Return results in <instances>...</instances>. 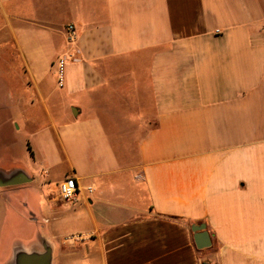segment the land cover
<instances>
[{
  "label": "crops",
  "instance_id": "crops-1",
  "mask_svg": "<svg viewBox=\"0 0 264 264\" xmlns=\"http://www.w3.org/2000/svg\"><path fill=\"white\" fill-rule=\"evenodd\" d=\"M46 247L264 264V0H0V264Z\"/></svg>",
  "mask_w": 264,
  "mask_h": 264
},
{
  "label": "built area",
  "instance_id": "built-area-1",
  "mask_svg": "<svg viewBox=\"0 0 264 264\" xmlns=\"http://www.w3.org/2000/svg\"><path fill=\"white\" fill-rule=\"evenodd\" d=\"M76 31L73 26H70L68 29V42L70 44L75 43L76 41ZM67 64V59L62 57L58 58L56 67H57V80L58 85L63 86L64 78H65V68ZM89 193H92L93 190L91 188L88 189ZM79 192V187L77 181L74 177H70L65 179L63 182L59 184V197L65 203H72L76 201L77 195ZM79 236H73V239H77Z\"/></svg>",
  "mask_w": 264,
  "mask_h": 264
},
{
  "label": "water",
  "instance_id": "water-1",
  "mask_svg": "<svg viewBox=\"0 0 264 264\" xmlns=\"http://www.w3.org/2000/svg\"><path fill=\"white\" fill-rule=\"evenodd\" d=\"M192 232L194 233V243L197 250L202 251L212 247L213 243L211 236L204 224L192 227ZM51 259L52 251L50 248L46 247L44 253L21 255L18 261L19 264H51Z\"/></svg>",
  "mask_w": 264,
  "mask_h": 264
},
{
  "label": "rangeland",
  "instance_id": "rangeland-1",
  "mask_svg": "<svg viewBox=\"0 0 264 264\" xmlns=\"http://www.w3.org/2000/svg\"><path fill=\"white\" fill-rule=\"evenodd\" d=\"M48 234H51V233L48 232Z\"/></svg>",
  "mask_w": 264,
  "mask_h": 264
}]
</instances>
